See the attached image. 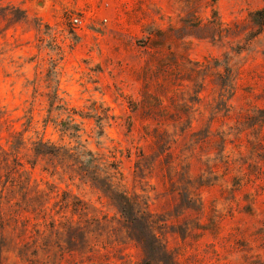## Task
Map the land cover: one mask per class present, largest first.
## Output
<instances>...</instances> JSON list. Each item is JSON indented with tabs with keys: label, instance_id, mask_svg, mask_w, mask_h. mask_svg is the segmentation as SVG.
<instances>
[{
	"label": "rangeland",
	"instance_id": "rangeland-1",
	"mask_svg": "<svg viewBox=\"0 0 264 264\" xmlns=\"http://www.w3.org/2000/svg\"><path fill=\"white\" fill-rule=\"evenodd\" d=\"M263 6L0 0V264H264Z\"/></svg>",
	"mask_w": 264,
	"mask_h": 264
},
{
	"label": "trees",
	"instance_id": "trees-1",
	"mask_svg": "<svg viewBox=\"0 0 264 264\" xmlns=\"http://www.w3.org/2000/svg\"><path fill=\"white\" fill-rule=\"evenodd\" d=\"M250 19L254 24L258 25L259 28H262V26L264 25V6L252 12V14L250 15ZM39 144L45 145L44 143ZM37 154L41 153L37 151Z\"/></svg>",
	"mask_w": 264,
	"mask_h": 264
},
{
	"label": "built area",
	"instance_id": "built-area-1",
	"mask_svg": "<svg viewBox=\"0 0 264 264\" xmlns=\"http://www.w3.org/2000/svg\"><path fill=\"white\" fill-rule=\"evenodd\" d=\"M79 23H80V20L78 18H74L72 20V24H74V25H78Z\"/></svg>",
	"mask_w": 264,
	"mask_h": 264
}]
</instances>
